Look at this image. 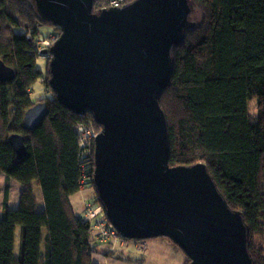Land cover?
<instances>
[{"label": "trees", "instance_id": "16d2710c", "mask_svg": "<svg viewBox=\"0 0 264 264\" xmlns=\"http://www.w3.org/2000/svg\"><path fill=\"white\" fill-rule=\"evenodd\" d=\"M104 2L95 0L94 10ZM189 3L199 20L172 49L170 81L159 97L168 165L206 166L229 208L242 214L253 264H264V0ZM43 27L59 34L37 14L33 0H0V60L15 73L12 81L0 82V176L5 181L0 264H94L90 224L76 215L70 201L85 179V188L91 189L87 199L99 203L92 185L93 159L78 156L73 126L88 121L100 127L89 112L77 115L57 102L48 85L47 60L45 71L37 68L33 45ZM38 81L46 84L52 99L31 100L30 89ZM39 102L46 103L47 116L26 132L24 113ZM12 134L25 138L21 160L8 144ZM9 180L22 186L14 210L7 208ZM32 182L41 190V211ZM16 227L20 247L14 258ZM107 256L133 262L121 252ZM188 263L185 256L183 264Z\"/></svg>", "mask_w": 264, "mask_h": 264}, {"label": "water", "instance_id": "95a60500", "mask_svg": "<svg viewBox=\"0 0 264 264\" xmlns=\"http://www.w3.org/2000/svg\"><path fill=\"white\" fill-rule=\"evenodd\" d=\"M37 14L59 30L48 50V85L77 115L100 127L92 185L106 219L126 239L164 237L188 264H253L248 230L231 210L206 166L168 165V132L159 97L170 81L171 51L194 26L189 0H134L94 10L95 0H33ZM0 60V82L14 78ZM45 102L29 108L22 127L34 131ZM8 144L18 160L25 138Z\"/></svg>", "mask_w": 264, "mask_h": 264}, {"label": "rangeland", "instance_id": "374dc122", "mask_svg": "<svg viewBox=\"0 0 264 264\" xmlns=\"http://www.w3.org/2000/svg\"><path fill=\"white\" fill-rule=\"evenodd\" d=\"M193 13L191 15V21L194 23H197L199 20V14L198 12L193 8L192 6ZM51 28L50 27H43L40 29V33L42 34L41 37H45L48 33H50ZM53 33V32H52ZM42 57H38L36 61V66L38 69H41L42 71H45V62ZM42 80L45 82L46 76L44 75ZM44 82L38 81L36 82L32 88L30 89V98L32 101H36L39 99H52L53 98V93L49 92L46 90V84ZM254 110V104H250V112H253ZM4 177L3 175L0 176V186L2 189V194L0 196V203L3 202V190H4ZM32 190H33V195L38 203L37 205V210L41 211L43 208V203H42V195H41V190L40 188L36 185L35 182L31 183ZM87 188L83 189L86 190ZM22 191V186L14 181V180H9L8 182V199H7V208L10 210H14L18 207L19 203V195ZM89 193H91V189L88 187L86 190ZM85 196V192L82 191L81 193H78L74 195L71 199L72 202L76 203V207L79 205L81 198ZM77 209V208H76ZM1 215V211H0ZM83 218V214L81 216ZM45 234V231L43 230L42 232ZM140 242V241H139ZM141 244L138 243H128L127 245H124L127 247V249L131 248H136L139 250L138 253H133L132 257L135 260L141 259L139 264H182L183 260L185 259L184 253L176 246L174 245L170 240L164 237H158L154 239H149V240H143L141 241ZM44 244V243H43ZM42 244V250L44 245ZM134 244L139 246L136 247ZM19 247H20V227H16L15 233H14V249H13V257L17 258L18 253H19ZM124 248V247H123ZM143 251V252H140ZM93 263H98L97 259H93ZM107 264H137V263H129V262H124V261H118V260H112L109 261Z\"/></svg>", "mask_w": 264, "mask_h": 264}, {"label": "built area", "instance_id": "2783aa9c", "mask_svg": "<svg viewBox=\"0 0 264 264\" xmlns=\"http://www.w3.org/2000/svg\"><path fill=\"white\" fill-rule=\"evenodd\" d=\"M127 4L126 0H105L104 3L98 4L95 11L108 8H121ZM58 35L56 33H48L45 37H38L33 45L34 51L37 52L38 57L48 60V55H42L44 50H48ZM74 133L77 139L78 156L80 158L90 156L93 159L94 141L99 134V131L92 122H78L73 126ZM85 179L80 181V190L84 189ZM83 218L90 224L91 231L95 233V238L100 242L114 241L120 245H127L128 243H138L140 241L126 240L120 237L112 225L106 219L104 210L100 203L94 202L91 199H84L83 201ZM136 247V244H134ZM139 249H141L139 247Z\"/></svg>", "mask_w": 264, "mask_h": 264}, {"label": "crops", "instance_id": "0c3cea01", "mask_svg": "<svg viewBox=\"0 0 264 264\" xmlns=\"http://www.w3.org/2000/svg\"><path fill=\"white\" fill-rule=\"evenodd\" d=\"M86 190H83L82 189V190H80L78 192V193H81L82 191H84L85 192V196L81 198V201H80V203H79V205L77 207L75 206L76 203H74V202L71 201V199H72L73 196L70 198V201H71L73 210H74V212L76 213V215L78 217H81L82 214H83V201H84V199H87V198L91 197V193H89ZM37 205H38V203H37ZM91 236L93 237V239H92L93 241H92L91 246H92V248L94 250V255H93L92 260L94 258H96L97 259V262H98L96 264H107V263H109V261L114 260V259H111L109 256H107L108 253L113 252V251H115V252H121L124 255L130 256L131 259H132V261H133V263H135L136 260L132 257V255L135 252L136 253L139 252V250H137L136 248L127 249V247H125L124 245H120L119 243L114 242V241L100 242V241H98L95 238V233L94 232H91ZM140 252H143V251H140ZM139 260L142 261L141 259H139ZM183 262H184V260H183ZM129 263H131V262H129Z\"/></svg>", "mask_w": 264, "mask_h": 264}]
</instances>
